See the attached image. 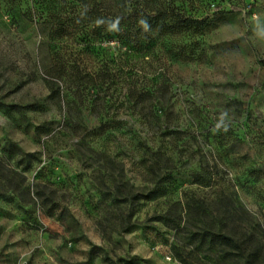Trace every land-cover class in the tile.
Returning <instances> with one entry per match:
<instances>
[{"label": "rangeland", "instance_id": "rangeland-1", "mask_svg": "<svg viewBox=\"0 0 264 264\" xmlns=\"http://www.w3.org/2000/svg\"><path fill=\"white\" fill-rule=\"evenodd\" d=\"M7 1L0 264H238L196 240L213 229L264 264V0H182L239 10L158 55L90 29L53 42ZM58 62L82 73L53 77Z\"/></svg>", "mask_w": 264, "mask_h": 264}, {"label": "trees", "instance_id": "trees-1", "mask_svg": "<svg viewBox=\"0 0 264 264\" xmlns=\"http://www.w3.org/2000/svg\"><path fill=\"white\" fill-rule=\"evenodd\" d=\"M180 3L182 0H38L36 4H40V12L31 5L26 14L22 0H8L7 6L14 17L30 14L33 21L48 24L53 42L76 37L90 29L94 36L118 39L155 55L170 45L171 36L203 35L218 28L227 13L239 10L234 7L231 11H218L214 17L197 18ZM50 71L53 77L67 76L70 79L82 73L62 66L60 62L55 63ZM198 237H195L197 241L209 243L214 248L224 245L230 250L232 257L229 258L238 264H257L263 254L262 249L249 239L215 229L205 230Z\"/></svg>", "mask_w": 264, "mask_h": 264}]
</instances>
